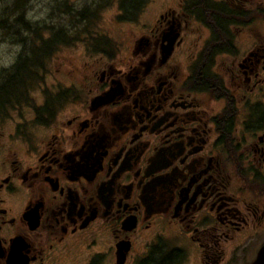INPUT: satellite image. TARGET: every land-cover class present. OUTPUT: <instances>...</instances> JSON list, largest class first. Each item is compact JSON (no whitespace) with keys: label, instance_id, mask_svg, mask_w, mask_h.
I'll list each match as a JSON object with an SVG mask.
<instances>
[{"label":"flooded vegetation","instance_id":"af4514ba","mask_svg":"<svg viewBox=\"0 0 264 264\" xmlns=\"http://www.w3.org/2000/svg\"><path fill=\"white\" fill-rule=\"evenodd\" d=\"M160 1L0 78V264H264V0Z\"/></svg>","mask_w":264,"mask_h":264},{"label":"rangeland","instance_id":"374dc122","mask_svg":"<svg viewBox=\"0 0 264 264\" xmlns=\"http://www.w3.org/2000/svg\"><path fill=\"white\" fill-rule=\"evenodd\" d=\"M170 1L174 3L176 0ZM162 2L160 0H146V4L138 3V6L135 7V0H29L25 11L19 7H16L15 11L13 8L15 0H0V20L5 19L8 15V21L4 24H9L7 33H3V30L0 29V75L3 69L9 68V65L16 60L15 56L20 53L22 48L19 41L11 42L7 35L12 38L20 33L21 36L27 38L25 43L31 44L32 41L38 43L36 41L38 32L44 38L51 33L49 29H43V25L55 30L56 28L69 27L71 33H68V36L69 38L74 37L75 40L70 41L69 45H61L60 49H56L57 47L54 45L50 47V51L55 52L56 56L49 58L51 71L55 74H51L46 79L45 89L52 82L56 84L63 81V76L55 72V69L59 67L58 65L56 67L55 64L64 61L62 56L71 59L72 64H81L85 62L86 54L92 52L90 50L92 43V47H96L101 41H106L113 48L126 46L125 41L128 37L145 29L139 26L140 22L149 27L159 12ZM82 7H84L85 17L76 22L77 17H74L71 11L79 10ZM20 12L24 13L25 20L31 23H39L38 32L33 30L14 32L15 27L20 28V23L16 19ZM138 15H140V22L135 23L131 21L132 19L128 21L129 17L134 18ZM70 62H67V65Z\"/></svg>","mask_w":264,"mask_h":264},{"label":"trees","instance_id":"16d2710c","mask_svg":"<svg viewBox=\"0 0 264 264\" xmlns=\"http://www.w3.org/2000/svg\"><path fill=\"white\" fill-rule=\"evenodd\" d=\"M25 2H26V4H25ZM29 2V0H15V3H14V6H13V8L15 9V11H16V7H19L20 9H23V11H25L26 10V5H27V3ZM84 9V8H83ZM71 14L74 16V17H77V19H76V22H79L81 19H83L84 17H85V11L83 10V11H78V10H75V11H71ZM72 16V17H73ZM73 17V18H74ZM7 18H8V15L5 17V19H2V20H0V29L1 30H3V33H7V29H9L8 28V26H9V24H4V22H7L8 20H7ZM16 19H18V21H19V23H20V28H17V27H15L14 28V32H17V31H19L20 30V32H23L24 30L25 31H30V30H33V31H37L38 32V30L40 29L39 27H38V24L39 23H31V22H29L28 20H25L24 19V13L23 12H20V14H19V16H18V18L16 17ZM15 19V20H16ZM74 23H75V20H74ZM76 24V23H75ZM43 27V29H49V31L51 32L50 33V35L48 36V37H46V38H41L39 35H38V38H37V42L38 43H35L34 41H32L31 42V44H26L25 43V41H26V37H23V36H21V34L19 33L18 35H16V36H14V37H12V38H10L8 35H7V38L11 41V42H13V41H19L20 42V44L22 45V48L23 49H25V48H27V47H36V46H41V47H43V48H49V47H51V46H57L58 44H69L70 43V41H74L75 40V38L73 37V38H69V36L68 35H64V32H63V30H55V29H52V28H47V26L46 25H43L42 26ZM11 29H12V26H11ZM57 41H59V42H57ZM29 45V46H28ZM22 57V58H21ZM25 60L23 59V56L22 55H20L18 58H17V60L15 61V62H24ZM15 71H14V69H12L11 68V71H10V73L6 76V74L8 73V69H3L2 71H1V75H0V78L1 79H3V78H5V79H8L10 76V74H12V73H14ZM21 72V71H20ZM28 78H29V80H33L34 78L33 77H30V76H28ZM12 87V85L11 84H9V83H6V85H5V83H1L0 82V92H3V93H9V89Z\"/></svg>","mask_w":264,"mask_h":264},{"label":"water","instance_id":"95a60500","mask_svg":"<svg viewBox=\"0 0 264 264\" xmlns=\"http://www.w3.org/2000/svg\"><path fill=\"white\" fill-rule=\"evenodd\" d=\"M99 98V97H98ZM122 247V246H121ZM118 251L120 252L121 249H118ZM121 255V254H120ZM258 257H262L264 256V246L259 250L258 254H257Z\"/></svg>","mask_w":264,"mask_h":264}]
</instances>
